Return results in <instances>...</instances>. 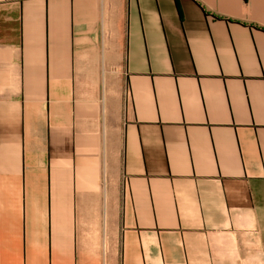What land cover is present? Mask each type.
I'll return each mask as SVG.
<instances>
[{"label": "crops", "instance_id": "0c3cea01", "mask_svg": "<svg viewBox=\"0 0 264 264\" xmlns=\"http://www.w3.org/2000/svg\"><path fill=\"white\" fill-rule=\"evenodd\" d=\"M264 0H0V264H256Z\"/></svg>", "mask_w": 264, "mask_h": 264}, {"label": "rangeland", "instance_id": "374dc122", "mask_svg": "<svg viewBox=\"0 0 264 264\" xmlns=\"http://www.w3.org/2000/svg\"><path fill=\"white\" fill-rule=\"evenodd\" d=\"M256 264H264V253L261 255V262L259 263L256 261Z\"/></svg>", "mask_w": 264, "mask_h": 264}]
</instances>
